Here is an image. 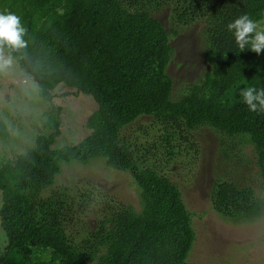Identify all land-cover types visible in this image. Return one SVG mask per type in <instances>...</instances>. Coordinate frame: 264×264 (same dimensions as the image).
I'll use <instances>...</instances> for the list:
<instances>
[{
	"label": "trees",
	"instance_id": "trees-1",
	"mask_svg": "<svg viewBox=\"0 0 264 264\" xmlns=\"http://www.w3.org/2000/svg\"><path fill=\"white\" fill-rule=\"evenodd\" d=\"M163 7L172 12L169 30L152 16ZM8 12L21 17L25 47L5 44L3 53L52 111L44 122L49 134L0 163V264H190L196 214L155 161L182 166L199 151L193 133L202 128L219 135L233 169L245 175L240 159L248 148L256 167L255 178L249 172L244 181L218 174L209 193L213 210L234 223L264 216V112L250 111L240 96L244 87L264 88V51H241L227 28L243 14L263 20L264 0H0V13ZM199 23L208 69L176 93L171 39ZM60 85L95 105L89 134L77 144L57 145L62 108L53 102ZM143 117L153 118L154 138L144 127L139 143L123 136ZM0 138H9L1 117ZM98 158L133 178L140 209L103 195L93 210V192L58 185L64 166ZM93 217L95 226L86 229Z\"/></svg>",
	"mask_w": 264,
	"mask_h": 264
},
{
	"label": "rangeland",
	"instance_id": "rangeland-1",
	"mask_svg": "<svg viewBox=\"0 0 264 264\" xmlns=\"http://www.w3.org/2000/svg\"><path fill=\"white\" fill-rule=\"evenodd\" d=\"M152 16L159 20L168 30L172 27V12L169 7L154 10ZM264 28V19L260 21ZM204 24L199 23L191 28L182 30L176 39H171L174 50L169 75L175 80L174 91L179 93L185 87L197 82L207 71L208 65L204 60V47L201 31ZM5 60L10 59L2 53ZM0 68V117L6 123L9 138H0V163L13 160L18 155L28 153L35 146L38 136L49 134L44 128V122L52 111V106L45 103L39 96V89L29 80L20 69L17 61ZM73 91L67 90L63 85L55 91L54 106L62 108L61 136L58 146L79 143L89 134L86 127L87 119L95 110L93 101L88 97H75ZM65 94L64 96H61ZM149 129V137L154 138L155 127L153 118L143 117L137 123L127 127L123 136L140 142L139 128ZM195 135L199 151L192 152L190 159L182 160V166L167 163L158 159L156 165L175 183H178L184 195L183 200L187 209L196 215L193 217V226L196 231V242L189 256L190 264H264V216L246 223H234L217 214L211 204L210 187L215 177L223 173L235 180L245 179L250 172V178H255L254 154L248 148L240 159L246 166L241 174L239 166L233 169V162H224L221 155L220 138L216 133L202 128ZM194 156V158H193ZM244 158V159H243ZM253 166L249 168L247 164ZM192 164L193 171L184 167ZM64 166L65 173L59 179L58 185H69L77 189L93 192L97 202L93 210H99L103 195L132 204L140 209V196L133 178L127 173L116 172L105 166V160L95 159L89 164L74 167ZM248 168V169H247ZM243 171V169H242ZM244 175V176H243ZM248 175V174H247ZM248 176V178H249ZM60 177V176H59ZM252 182V181H250ZM253 183V182H252ZM255 190L259 192V185ZM261 196L264 197V191ZM2 193L0 191V208ZM84 227L95 226V219L86 218ZM4 238L0 229V243Z\"/></svg>",
	"mask_w": 264,
	"mask_h": 264
},
{
	"label": "clouds",
	"instance_id": "clouds-1",
	"mask_svg": "<svg viewBox=\"0 0 264 264\" xmlns=\"http://www.w3.org/2000/svg\"><path fill=\"white\" fill-rule=\"evenodd\" d=\"M229 31L233 32L235 42L243 51L250 45V50L260 54L264 51V28L260 22L255 21L247 14H243L227 25ZM26 28L23 26L21 17L15 13H0V68L11 63L5 60L3 46L7 44L11 48L20 49L25 47L23 36ZM240 96L248 109L252 112H264V88L247 86L240 90Z\"/></svg>",
	"mask_w": 264,
	"mask_h": 264
}]
</instances>
